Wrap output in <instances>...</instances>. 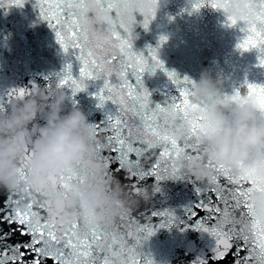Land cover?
<instances>
[{"label": "snow or ice", "instance_id": "snow-or-ice-1", "mask_svg": "<svg viewBox=\"0 0 264 264\" xmlns=\"http://www.w3.org/2000/svg\"><path fill=\"white\" fill-rule=\"evenodd\" d=\"M25 2L0 0V8L22 7ZM190 2L191 11L198 12L208 7L223 12L226 26L239 28L243 33L237 49L241 54L256 50L257 66L264 68V0H246V10L240 16L229 14L230 0ZM98 3L102 11H110L114 0H98ZM83 5L84 0H36L34 7L39 9V18L54 30L63 52L74 56L79 65L78 75L74 76L73 65L68 63L54 87L71 90L75 96L87 89L86 81L102 80V86L94 94L97 107L102 109L107 102L116 106L115 112L109 114L105 121L91 124L95 152L88 163L92 170L101 171L108 181L119 179L136 195L145 190L142 185L149 177H154L157 182L188 179L179 162L193 157L203 160L197 143L202 118L191 122V134L182 140L172 132L168 110L171 109L176 118L189 121V110L195 111L197 106L190 100L193 81L187 76L181 78L174 70L168 71L159 59L158 49L167 37L161 36L157 47L147 46L146 54L134 51V35L126 27L122 26L121 32L108 31L100 26L90 32L81 25ZM150 22L151 19L145 18L140 24L148 30ZM157 69L175 85L177 94L153 106L143 75L145 72L155 74ZM244 86L246 91L243 95L236 89L231 95H225V99L233 103L251 100L264 112V85L245 80ZM54 87L50 82L44 89ZM41 91L36 84L10 89L0 96V112L6 111L13 99L19 100ZM106 150L108 155L104 154ZM207 167L211 175L206 184L200 185L197 180L188 179L194 184L198 199L183 208L186 220L180 219L175 210L166 208L150 211L151 217L161 218L158 225L141 224L132 214H122V222L127 218L123 230L117 225L107 229L99 223L91 230H82L78 220L70 227H64L51 203L41 199L40 192L23 187L27 170L22 165L21 188L16 193L0 195V264H47L48 260L54 264H139L140 247L157 228L180 224L184 225L181 230L192 227L208 234L214 241L210 258L198 257L195 264H209V259L224 260L233 249L234 264H264V223L255 218L254 205L250 202L255 193L264 192V178L248 170L237 175L232 169L210 160ZM121 173L125 175L121 177ZM86 175L83 161L67 175L49 179L58 193L67 199L70 185L84 183ZM153 191H160L158 184ZM198 210L205 215L200 217ZM142 215L147 218V214ZM237 216L250 220L251 228L236 225L234 220ZM186 221L193 223L189 225ZM5 225L7 230L3 228ZM12 236L21 239L8 244ZM241 251L247 255L241 257ZM26 256L30 259L25 260ZM146 264H154V261L149 258Z\"/></svg>", "mask_w": 264, "mask_h": 264}, {"label": "clouds", "instance_id": "clouds-1", "mask_svg": "<svg viewBox=\"0 0 264 264\" xmlns=\"http://www.w3.org/2000/svg\"><path fill=\"white\" fill-rule=\"evenodd\" d=\"M168 2L114 0L110 11H102L98 0H84L80 23L90 32L100 26L123 32V26L134 35L141 21L153 20ZM245 3L246 0H230L229 14H243ZM192 81L190 100L197 108L189 110V121L176 118L168 110L172 132L178 140L191 134L192 121L202 118L197 143L203 160L182 159L179 165L184 176L200 182L208 180L210 160L232 169L234 174L248 170L264 178V112L251 100L233 103L225 99L223 81L213 79L207 72ZM68 98L66 88L44 89L12 101L6 111L0 112V189L12 194L21 188L23 165L27 170L23 187L40 192L41 199L51 203L66 227L78 220L82 230H91L97 223L109 228L122 214H131L141 201L150 202L151 193L145 189L136 195L126 190L119 179L108 181L99 170L87 172L84 183H72L67 199L58 193L49 178L67 175L95 152L91 123L78 107L65 112ZM250 202L255 218L264 223V192L255 193ZM234 223L251 228L246 218H235Z\"/></svg>", "mask_w": 264, "mask_h": 264}, {"label": "water", "instance_id": "water-1", "mask_svg": "<svg viewBox=\"0 0 264 264\" xmlns=\"http://www.w3.org/2000/svg\"><path fill=\"white\" fill-rule=\"evenodd\" d=\"M35 3L36 0H26L22 7L0 8V96L10 89L31 87L32 84L38 85L41 90L50 82L54 87L68 63L73 65V75H78V62L74 56L65 54L60 48L54 30L39 18V9L34 7ZM191 8L190 0H169L151 20L148 30L141 24L136 27L133 50L146 54L147 46L157 47L159 38L165 36L166 42L158 49L159 59L168 71L174 70L181 78L187 76L191 80H198L202 72H207L213 79L223 81L224 95H231L236 89L243 95L246 91L245 80L264 85V68L257 66L256 50L241 54L236 47L243 35L239 28L227 27L226 18L220 11L204 7L195 12ZM132 79L134 81V77ZM143 81L151 93L153 106L155 103H162L168 96L177 94L175 85L159 69L155 74L145 72ZM86 83L87 89L75 96L68 90L69 98L64 110L67 112L72 107H78L91 124L105 121L109 114L115 112L116 106L107 102L102 109L98 108L94 94L103 81L89 80ZM104 154L108 155L109 152L106 150ZM91 159L93 157L90 156L84 160L87 172L92 170L88 163ZM123 175L125 174H120L121 177ZM189 180L167 179L157 182L154 177L147 178L142 186L151 193V200L148 203L141 201L131 214L141 224L158 225L161 218L151 217L150 211L168 208L175 210L180 219L186 220L183 208L198 199L194 184ZM207 182L208 180L198 181V184ZM157 184L160 191L154 192L153 187ZM8 194L11 193L0 189V195ZM142 214H147V218ZM204 215L203 211H199L200 217ZM186 222L189 225L193 223ZM126 223L127 218L122 222L119 216L113 225L120 226L123 230ZM113 225L107 229H111ZM3 228L7 230L6 225ZM183 228V224L157 228L155 234L142 243L140 255L137 256L139 264H146L149 258L154 264H195L198 257L210 258L213 239L192 227L181 230ZM20 239L19 236H12L7 243L13 244ZM23 239L26 240L27 237ZM234 252L235 249L221 261L209 259V264H234ZM246 255L245 251L240 252L241 257ZM28 259L30 257L26 256L25 260ZM47 264L54 262L48 260Z\"/></svg>", "mask_w": 264, "mask_h": 264}]
</instances>
